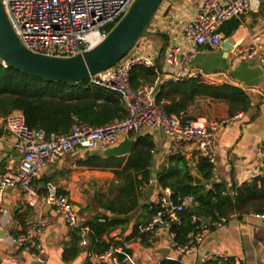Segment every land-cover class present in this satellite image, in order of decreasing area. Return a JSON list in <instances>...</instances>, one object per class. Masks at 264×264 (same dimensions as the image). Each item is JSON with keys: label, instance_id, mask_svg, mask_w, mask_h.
I'll list each match as a JSON object with an SVG mask.
<instances>
[{"label": "built area", "instance_id": "2783aa9c", "mask_svg": "<svg viewBox=\"0 0 264 264\" xmlns=\"http://www.w3.org/2000/svg\"><path fill=\"white\" fill-rule=\"evenodd\" d=\"M133 0H2L7 18L20 42L29 50L53 56H72L87 51L99 44L114 24L127 11ZM264 12V0H204L203 5L182 28V44L171 40L164 54V63L174 80L188 72V66L200 45L211 48L221 43L220 26L227 20H240L251 7ZM156 17V16H155ZM238 59H257L264 68V45L253 42L235 50ZM0 62L7 66L1 59ZM152 66V61L135 55L125 58L115 66L89 76L90 84L115 91L121 96L127 111L126 117L100 126L74 123L66 133H46L43 129L30 128L20 110H12L0 118V142L9 145L20 154L19 161L7 164L0 170V213L4 211L3 197L7 190L19 189L26 195L28 205H48L64 224L70 228L78 226V213L67 194L58 192L52 183H47L45 192L39 193L33 185L42 170L65 155L78 150L98 151L114 146L121 135L136 133L141 129L159 128L170 140L169 154L204 157L209 163L215 161L216 133L229 121V117L209 119L167 114L156 104V86L144 84L138 89L130 86V70L134 65ZM191 74V75H190ZM188 77H195L190 73ZM8 135L12 140L4 137ZM259 151L264 167V136L259 142ZM160 210L151 219L139 226L140 232L154 234L158 226L169 229V221L178 220L177 213L193 206L195 198L188 194L174 200L171 191L165 188L156 199ZM167 216V217H164ZM193 221L198 219L193 216ZM103 221V219H100ZM224 217L212 222L222 225ZM47 225L41 217L29 224L25 230L11 237L16 248H27L33 260L44 262V246L38 236ZM209 224L201 221L198 231L188 234L189 241L177 243L175 234H167L171 248L179 255L197 250ZM83 233L89 232L88 225H82ZM85 245V239L80 241ZM131 244L129 241L109 243L106 249L92 253L82 264H130ZM226 258V255L222 256ZM13 261L16 258H12ZM178 264H183L178 261Z\"/></svg>", "mask_w": 264, "mask_h": 264}, {"label": "crops", "instance_id": "0c3cea01", "mask_svg": "<svg viewBox=\"0 0 264 264\" xmlns=\"http://www.w3.org/2000/svg\"><path fill=\"white\" fill-rule=\"evenodd\" d=\"M203 2L204 0H165L161 7L162 18L157 19V15L155 17L154 25H157L158 30L149 31L162 37L163 44L160 49L163 50L157 49L153 43L143 41L135 51V55L150 59L152 66L157 67L158 78L154 83L156 87L169 79L174 80L164 63L165 49L171 40L181 44L184 49L188 47L182 44V28L200 11ZM233 23L234 20L230 19L220 26V45L214 48L208 45L198 47L188 66L189 73L186 72L182 76L188 77L190 73L203 74L215 82L223 81L241 86L250 96L252 106L247 111H240L229 117L228 123L216 133L212 178L206 186L223 183L229 192L244 181H251L254 177L264 175L259 151V142L264 136V68L257 59L241 60L235 55L237 48L253 42L264 45V12L261 8H255L252 1L251 7L241 16L238 26L231 30ZM205 102L207 110L203 113L206 116H227L226 104L210 99L197 100L188 108L187 114H194L196 105ZM145 133L152 136L155 144L151 168L156 171L166 164V159L170 155V140L159 128H143L133 135ZM124 136L121 135L119 140ZM4 137L12 140L7 134ZM91 152L95 151L78 150L75 154L65 155L45 167L33 181L39 193H44L46 184L52 183L58 192L67 194L78 213V226H82L97 211L96 203L91 202L97 193L107 191L113 180L111 172L76 167L75 160L85 158ZM13 153L9 145L0 142V170H4L11 161L14 165L19 161L20 154L14 157ZM184 158L191 164L197 159L194 155ZM152 175L155 176V173ZM95 186L98 187L96 192L89 190V187L95 189ZM163 191L164 189L157 186L155 179L150 180L144 188L141 206L125 217L126 222L103 236L105 241L109 239L129 241L130 264H161L163 260L203 264L212 256L223 255L234 259L236 264H264V215L253 212L240 216L232 215L222 225L207 228L197 245V250L191 253L179 255L171 248L167 237L169 229L165 226H158L149 238L150 245L143 244L139 235L132 236L134 226L137 225L139 228L150 220L144 205L155 204ZM3 205L4 211L0 213V264H31L34 261L27 248L13 246L11 237L41 217L47 219V225L37 238L44 246L43 264H82L86 262L85 257L89 258L92 254L85 250L73 260L64 261L63 245L69 239L70 227L66 226L62 218L48 205H43L39 201L35 206L28 205L26 195L19 189L7 190L3 197ZM204 222L208 223L206 220ZM85 237L84 235L87 245ZM12 258L16 260L13 261Z\"/></svg>", "mask_w": 264, "mask_h": 264}, {"label": "trees", "instance_id": "16d2710c", "mask_svg": "<svg viewBox=\"0 0 264 264\" xmlns=\"http://www.w3.org/2000/svg\"><path fill=\"white\" fill-rule=\"evenodd\" d=\"M238 22L234 20L231 30L238 26ZM129 78L131 88L138 89L144 84H154L158 69L156 66L137 64L130 70ZM155 95L156 104L165 113L188 118L198 117L187 114V111L199 99L224 102L227 106L225 117L247 111L252 106L250 96L243 87L215 82L203 74L164 81L157 85ZM12 110H20L30 128L43 129L46 133H66L76 122L100 126L127 115L121 96L115 91L90 84L88 80L79 83L46 81L0 62V118ZM128 136L135 140L129 154L104 157L95 151L75 160L76 167L80 169L111 172L113 180L107 191L95 196L98 209L83 223L89 226V232L83 233L81 226L70 228L69 239L63 245L64 261L73 260L85 250L88 253L100 252L109 243H119L112 239L105 241L103 236L126 222L125 217L141 206L144 188L152 179L160 188H168L174 200L188 194L195 198L193 206L177 213V221H169V229L174 232V240L179 244L189 241L188 234L198 231L201 221L206 220L209 223L207 228H211V223L222 217L227 221L232 215L250 212L264 215V175L234 186L232 192L223 183H212L207 187L206 183L212 178L213 165L204 157H197L191 164L183 156L169 155L166 164L155 171L151 168L155 150L152 136L148 133L136 136L129 133ZM193 169L202 178L199 185L193 183ZM144 209L151 219L160 207L151 203L144 205ZM193 216L198 220L193 221ZM84 235L87 245L83 246L79 243ZM136 235L143 244H151L149 238L152 234L140 232L137 225L132 232V236ZM87 259L88 256L85 257ZM161 264L178 262L163 260ZM203 264L236 263L232 258L212 256Z\"/></svg>", "mask_w": 264, "mask_h": 264}, {"label": "water", "instance_id": "95a60500", "mask_svg": "<svg viewBox=\"0 0 264 264\" xmlns=\"http://www.w3.org/2000/svg\"><path fill=\"white\" fill-rule=\"evenodd\" d=\"M162 0H133L107 36L90 50L62 57L27 49L15 34L0 0V59L20 71L46 81L79 83L113 66L144 36L147 26ZM135 140L125 135L114 146L98 150L104 157L129 154ZM194 185L202 178L192 170ZM163 254H167L163 252ZM31 264H43L34 260Z\"/></svg>", "mask_w": 264, "mask_h": 264}, {"label": "rangeland", "instance_id": "374dc122", "mask_svg": "<svg viewBox=\"0 0 264 264\" xmlns=\"http://www.w3.org/2000/svg\"><path fill=\"white\" fill-rule=\"evenodd\" d=\"M163 3H165V0H162V2L160 3V5L158 6L156 12L154 13L153 17L151 18V20L149 22V25L147 26L146 33L144 34V36H142L141 38L138 39V41L135 44V46L129 52H127L121 58V60L119 62H121L125 58H129V57L134 56L135 55V51L137 50L139 44H141L143 41L153 43L154 46L157 49H160V47H162V44H163L162 37H160L159 35H154L152 33H149V31L152 30V29L158 30L157 25H154L156 23L155 16L157 15V19L161 17V12L163 11L161 7L163 6ZM161 50H163V49H160V51ZM205 106H206V102L205 103H202V104L199 103V105H196V107L194 109L195 110L194 115H198V116L199 115H204V116H206L203 113L204 110H207V107H205ZM18 154H19L18 152H14L13 153V156L14 157H18ZM99 189H101V188H99ZM89 190H93L94 192H96L98 190V187L95 186V189H92L91 187H89ZM143 195H144V191H143ZM95 202L96 201H95V197H94V201H92L91 203L93 204ZM10 248H11V245H9L8 250H10ZM3 250H5V249H3ZM7 256L9 257L10 255L7 254Z\"/></svg>", "mask_w": 264, "mask_h": 264}]
</instances>
